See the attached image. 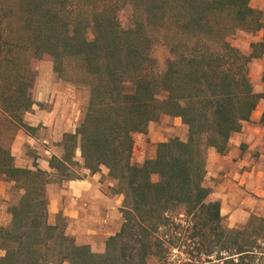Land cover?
Instances as JSON below:
<instances>
[{"label":"trees","instance_id":"1","mask_svg":"<svg viewBox=\"0 0 264 264\" xmlns=\"http://www.w3.org/2000/svg\"><path fill=\"white\" fill-rule=\"evenodd\" d=\"M262 29L250 0H0V184L21 193L0 228V264H264V218L229 228L204 184L209 150L225 154L264 99L249 71L264 60V35L250 55L229 38ZM158 46L169 54L164 69ZM45 55L60 80L89 91L49 171L17 167L10 145L19 129L34 133L24 116L38 104L32 61ZM162 116L182 119L186 141L161 142L137 164L134 135ZM79 167H106L125 196L121 231L101 254L78 245L63 220L48 221L47 186L80 178Z\"/></svg>","mask_w":264,"mask_h":264},{"label":"crops","instance_id":"2","mask_svg":"<svg viewBox=\"0 0 264 264\" xmlns=\"http://www.w3.org/2000/svg\"><path fill=\"white\" fill-rule=\"evenodd\" d=\"M251 7L255 8L254 5ZM53 92L51 84H38L34 100L42 105L52 102ZM38 104L32 108V111H37L35 114L29 116L27 113L24 116V122L35 129L34 133L19 129L14 135L11 152L17 167L33 169L34 165H37L42 170L49 171L50 158L53 155L61 157L63 150L59 143L63 135L71 131L69 128L62 129L52 119H44L38 112L42 108ZM251 121L256 124L250 125ZM153 124L150 123L147 133L142 134L143 141L138 138L142 141V145H139V158L143 162L155 158L157 146L153 145L168 141L164 138L166 134H172L183 141H186L188 136V127L179 117L164 116L157 133L154 132ZM261 130L264 131L261 118H251L249 122L244 123L239 133L232 135L225 154H219L214 149H210L208 153L204 184L211 189L210 201L221 203V213L223 217L228 216L229 228H233L250 215L248 208L251 204L263 202L253 196L264 197V154L258 146ZM135 136L137 134L134 138ZM44 141L49 143L50 156L45 151ZM136 153L138 148L135 141L134 155ZM27 154L33 155L31 161L28 160ZM46 191L49 200V223L55 225L63 220L66 223V233L74 238L78 245H88L92 252L101 254L106 250L108 238L121 231L125 196L119 189L118 182L110 178L106 167L96 173L82 168L80 178L49 184ZM236 208L237 212L241 210V216L236 215ZM6 220L0 223V228L9 225V215Z\"/></svg>","mask_w":264,"mask_h":264},{"label":"rangeland","instance_id":"3","mask_svg":"<svg viewBox=\"0 0 264 264\" xmlns=\"http://www.w3.org/2000/svg\"><path fill=\"white\" fill-rule=\"evenodd\" d=\"M250 5L255 6V10L260 13L261 22L264 25V0H250ZM132 14L133 9L131 6H126L120 12V20L124 28H129L132 25ZM264 35V29L259 32H246L244 30H238L235 34H233L229 41L234 47L240 49L244 54H251V45L253 43L260 42ZM154 56L158 61V65L160 69H164L166 65V61L169 58V54L164 47L158 46L154 50ZM33 69L36 71V84L33 89V96L38 84L42 86L52 85L53 89V99L52 102L44 103L42 108L38 111L44 119H52L54 123H58L62 129L69 128L71 132L76 130L78 122L81 118L82 111L86 107L88 99H89V91L84 88L75 87L63 80H60L54 72V63L53 58L49 55H45L42 59H34L32 61ZM250 77L252 81V85L254 91L256 93L264 92V83L262 81V76L264 73V60L263 59H253L249 64ZM41 81V83H40ZM37 112V111H36ZM35 111H31L29 116L36 113ZM264 112V99L260 100L256 111L254 112L252 119H260L262 113ZM164 116H162L158 121L153 122L154 132L157 133L159 131V127L161 125ZM250 125L256 124L254 121L249 123ZM49 134V133H48ZM144 137L142 134H137L135 136V141L137 143L138 153L136 155L133 154L134 162L137 164H141L142 159L139 158V151L141 148L139 145H142V141ZM260 144L264 154V131H260ZM165 139L170 140L175 138L172 134L165 135ZM14 137L10 143L12 142ZM5 143L10 142L8 137H5ZM153 146H157L155 143ZM28 160L31 161L33 158L32 154H27ZM15 159V158H14ZM35 163V161H34ZM36 164V163H35ZM78 174H82V167L77 168ZM154 181H157L158 178L156 176L153 177ZM21 193L14 188V184L8 181H2L0 184V223L6 222V217L9 215L8 213L9 207L16 204L19 200ZM256 200L263 201L262 203L251 204L248 208V212L250 215L243 221L238 222L233 228L240 227L245 225L248 220L252 216L262 217L264 218V197H256L253 195ZM228 209H225V211ZM238 208L235 209L237 212ZM240 210V208H239ZM237 216H241V210L236 213ZM225 217V224L228 226V216ZM4 255L3 251H0V257ZM149 264H154V260H151Z\"/></svg>","mask_w":264,"mask_h":264},{"label":"built area","instance_id":"4","mask_svg":"<svg viewBox=\"0 0 264 264\" xmlns=\"http://www.w3.org/2000/svg\"><path fill=\"white\" fill-rule=\"evenodd\" d=\"M43 145L45 146V151H46L47 155L50 156L51 153H50L49 143L47 141H44ZM262 246L264 247V240L262 241Z\"/></svg>","mask_w":264,"mask_h":264}]
</instances>
